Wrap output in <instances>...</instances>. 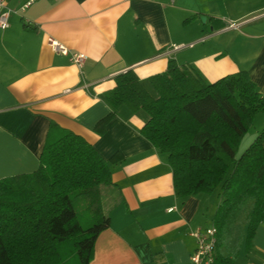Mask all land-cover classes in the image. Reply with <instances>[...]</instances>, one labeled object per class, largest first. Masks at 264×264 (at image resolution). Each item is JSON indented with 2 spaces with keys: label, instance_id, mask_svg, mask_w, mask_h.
Here are the masks:
<instances>
[{
  "label": "crops",
  "instance_id": "0c3cea01",
  "mask_svg": "<svg viewBox=\"0 0 264 264\" xmlns=\"http://www.w3.org/2000/svg\"><path fill=\"white\" fill-rule=\"evenodd\" d=\"M28 1L8 0L15 12L0 29V179L40 167L53 122L110 162L113 184L101 187L110 226L90 264H188L191 233L213 224L220 189L176 197L168 155L140 133L144 113L121 107L98 134L112 112L103 94L130 69L150 92L149 78L175 60L209 82L246 71L264 96V0H34L22 9ZM49 38L85 54L84 65L56 53ZM253 127L241 151L264 129V113ZM218 251L236 253L234 264H264V222L249 253L244 242Z\"/></svg>",
  "mask_w": 264,
  "mask_h": 264
},
{
  "label": "trees",
  "instance_id": "16d2710c",
  "mask_svg": "<svg viewBox=\"0 0 264 264\" xmlns=\"http://www.w3.org/2000/svg\"><path fill=\"white\" fill-rule=\"evenodd\" d=\"M115 82L103 94L112 112L95 131L104 135L121 107L144 113L140 133L168 155L176 197L212 194L220 187L213 219L217 250H237L244 242L249 253L264 222V129L241 151L255 117L264 113V96L249 74L240 70L209 82L194 66L170 60L165 72L149 78L156 96L132 69ZM112 184L110 162L51 122L40 167L0 179V264H90L97 238L110 226L101 187ZM80 200L91 217L87 227L76 210ZM235 257L218 251L215 263L234 264Z\"/></svg>",
  "mask_w": 264,
  "mask_h": 264
},
{
  "label": "built area",
  "instance_id": "2783aa9c",
  "mask_svg": "<svg viewBox=\"0 0 264 264\" xmlns=\"http://www.w3.org/2000/svg\"><path fill=\"white\" fill-rule=\"evenodd\" d=\"M34 0H29L22 9L27 8ZM8 6V0H0V29L5 30L9 26V17L13 13ZM233 26V25H232ZM48 43L56 53L70 56L71 61L78 67H82L87 56L82 53H71V51L53 38L48 39ZM217 229L214 224L204 229H197L191 235L196 240V249L190 257L188 264H214L217 253Z\"/></svg>",
  "mask_w": 264,
  "mask_h": 264
},
{
  "label": "rangeland",
  "instance_id": "374dc122",
  "mask_svg": "<svg viewBox=\"0 0 264 264\" xmlns=\"http://www.w3.org/2000/svg\"><path fill=\"white\" fill-rule=\"evenodd\" d=\"M200 20L203 22L202 16H201ZM150 93H152L154 96H156V92H155V90L153 88H150ZM261 117H263V116H261ZM258 126H259V122L255 124V127L252 128L251 132L247 136L248 137L247 139H250V137H252L254 135V132L258 129ZM254 140L255 139H252V141L250 143L245 145L243 150L247 149ZM243 150H242V152H243ZM217 189H220V193H221V188L218 187ZM76 210H77V213L79 215V220L82 223V225L85 226V227L89 226V224L91 223V217L88 214V212L86 211V209L84 208V202L82 200L77 202ZM240 223H241L242 227L244 228L245 224H246V215H243L242 220H241Z\"/></svg>",
  "mask_w": 264,
  "mask_h": 264
},
{
  "label": "water",
  "instance_id": "95a60500",
  "mask_svg": "<svg viewBox=\"0 0 264 264\" xmlns=\"http://www.w3.org/2000/svg\"><path fill=\"white\" fill-rule=\"evenodd\" d=\"M202 20H203V21H206V17H205V16H202Z\"/></svg>",
  "mask_w": 264,
  "mask_h": 264
}]
</instances>
